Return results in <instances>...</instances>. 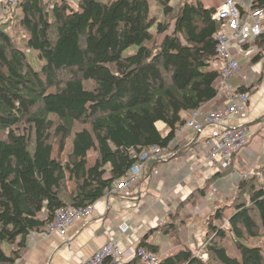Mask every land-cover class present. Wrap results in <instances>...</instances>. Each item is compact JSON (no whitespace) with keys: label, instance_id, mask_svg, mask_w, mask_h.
I'll return each instance as SVG.
<instances>
[{"label":"trees","instance_id":"trees-1","mask_svg":"<svg viewBox=\"0 0 264 264\" xmlns=\"http://www.w3.org/2000/svg\"><path fill=\"white\" fill-rule=\"evenodd\" d=\"M169 1L77 0L74 7L70 0H23L0 22V264H16L28 234L44 232L58 210L109 195L143 152L166 153L185 123L181 115L217 96L211 63L222 23L215 9ZM255 6L264 8V0ZM255 44L253 63L264 51L263 34ZM257 173L207 218L206 260L183 248L157 264H264L263 248L252 243L264 237V166ZM206 192H193L172 220ZM178 227L152 231L169 235ZM147 238L137 246L157 254ZM126 264L144 263L135 255Z\"/></svg>","mask_w":264,"mask_h":264},{"label":"crops","instance_id":"crops-1","mask_svg":"<svg viewBox=\"0 0 264 264\" xmlns=\"http://www.w3.org/2000/svg\"><path fill=\"white\" fill-rule=\"evenodd\" d=\"M178 2L170 0L169 4L174 6ZM202 2L211 7L209 2ZM76 4L77 1L72 6ZM232 53L237 58L240 73L230 80V84L236 90L252 88L253 91L248 92L247 117L242 120L230 119L228 125H246L264 118V51L256 63L248 60L238 45L232 47ZM229 103L228 97L217 94L200 108V112L205 114L222 109ZM181 116L187 120L190 114L183 113ZM248 127L247 145L235 155L230 170H216L215 174L209 169L204 172L196 170L194 166L198 160L188 154L195 140L208 134L207 128L197 133L182 127L169 144L168 159L154 167H144L138 186L141 191L139 198H101L94 203L89 218L76 220L65 238L52 234L34 245H28L16 264H79L81 260L91 257L110 237L115 236L120 222L131 225V230L120 245L127 259L132 258L136 246L146 235L147 242L158 248L157 254L161 257L172 255L183 248L202 251L207 233L205 222L209 215L216 208L228 206L233 201L241 175H251L253 172L258 174L257 170L264 166V119ZM157 128L163 137L168 133L163 124H158ZM211 177L215 178L213 182ZM202 189L207 191L205 197L196 200L194 205H185L178 219L173 221L172 217L180 204L193 192ZM142 204H146L145 211L140 210ZM173 222L179 224L173 234L162 235L152 231Z\"/></svg>","mask_w":264,"mask_h":264},{"label":"built area","instance_id":"built-area-1","mask_svg":"<svg viewBox=\"0 0 264 264\" xmlns=\"http://www.w3.org/2000/svg\"><path fill=\"white\" fill-rule=\"evenodd\" d=\"M22 1L0 0L2 13L0 22H4L5 19L2 20L1 18L11 14ZM178 1L175 0V2ZM194 1L187 0L188 3ZM206 1L215 9L213 19L222 23V28L214 36L216 57L211 63V68L218 72L215 88L217 94L228 97L230 103L225 108L205 114H201L199 109L193 112L189 119L185 120L182 127L197 133H202L204 128H207L208 134L196 139L188 154L191 158L198 160L197 165L194 166L196 170L204 172L209 169L214 173L216 170H230L235 155L248 142V126L228 125L230 119L242 120L246 118L249 104V95L247 93H239L230 84V80L237 77L240 73V66L236 56L232 53V47L234 45L242 47L244 56L248 60H252L257 56L259 50L255 41L264 34V8L255 6L259 0ZM169 148L168 146L167 150ZM167 155V152L161 153V149L158 147H153L148 152H143L138 162L131 166L124 178L113 184L107 197L120 196L124 200L139 198L141 191L138 186L144 167L148 162H151L153 166L164 163L168 159ZM247 176H249V173L241 175L240 179L243 180ZM134 205L137 206V204ZM139 207L140 210L145 211L146 204H142ZM93 208L94 203L83 208L69 207L58 210L44 232H30L28 234L27 245H34L52 234H58L60 237L65 238L74 222L89 218ZM39 218L43 220L46 217L41 214ZM130 230V224L120 222L116 227L115 236L110 237L91 257L81 260L79 264H126L131 258L127 259L125 257L120 245ZM193 253L201 260H206L207 258V255L200 250H194ZM135 255L144 264H157L162 259L160 255L152 254L138 246H136L132 258Z\"/></svg>","mask_w":264,"mask_h":264},{"label":"rangeland","instance_id":"rangeland-1","mask_svg":"<svg viewBox=\"0 0 264 264\" xmlns=\"http://www.w3.org/2000/svg\"><path fill=\"white\" fill-rule=\"evenodd\" d=\"M76 1L77 0H73L72 1V4H74V3H76ZM204 1H206V0H204ZM153 2H151V4H152ZM171 5V4H170ZM152 7H153V4H152ZM14 11V10H13ZM12 11V12H13ZM12 12H11V14H12ZM11 14H8L6 17H2L1 19L2 20H6L7 18H9L10 16H11ZM0 15H2V13H1V6H0ZM161 38V37H160ZM132 53H135V48H132V49H130V50H128L127 52H125L123 55L124 56H128V55H130V54H132ZM35 54V53H34ZM36 55V54H35ZM33 56V55H32ZM32 63H33V67H34V69L35 70H38L37 68L39 67L38 66V61H36V59H32ZM42 63L40 62V65H41ZM38 66V67H37ZM254 173V172H253ZM252 173V174H253ZM72 183L71 182H68V188L70 189V190H72ZM227 243H229V244H231V240H230V237H228L227 238ZM252 243H255L254 245H257V246H260V247H262L263 248V250H264V237L262 238V239H259V240H257V241H253ZM251 243V244H252ZM7 249H8V246H6V245H4L3 246V251L5 252V253H7ZM228 252H229V255L231 256V257H236L238 254L236 253V251L234 250V248L232 247V246H228ZM264 252V251H263Z\"/></svg>","mask_w":264,"mask_h":264}]
</instances>
